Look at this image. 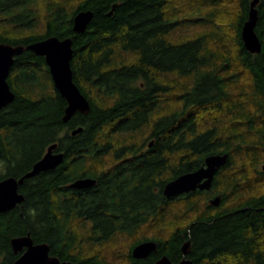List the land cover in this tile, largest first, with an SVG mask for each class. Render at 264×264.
Instances as JSON below:
<instances>
[{"label":"trees","instance_id":"trees-1","mask_svg":"<svg viewBox=\"0 0 264 264\" xmlns=\"http://www.w3.org/2000/svg\"><path fill=\"white\" fill-rule=\"evenodd\" d=\"M42 1L0 0V42L71 37L74 81L91 110L65 123L67 101L45 57H16L8 78L15 99L0 110V180L29 172L53 143L65 159L27 178L25 201L0 213V264L14 263L11 240L28 233L77 264H110L100 246L117 236L134 239L125 264L164 254L179 262L187 241L192 264H264V0L261 53L242 39L252 0H47L44 9ZM81 10L94 15L79 34ZM147 130L142 143L129 138ZM224 152L210 190L164 195L168 181ZM83 177L96 184L68 188ZM149 239L157 252L134 258Z\"/></svg>","mask_w":264,"mask_h":264},{"label":"water","instance_id":"water-1","mask_svg":"<svg viewBox=\"0 0 264 264\" xmlns=\"http://www.w3.org/2000/svg\"><path fill=\"white\" fill-rule=\"evenodd\" d=\"M260 0H252L248 18L243 24L242 39L245 48L251 53H261L263 43L256 32L259 19L258 4ZM112 12H110L111 14ZM93 11L81 10L74 17L73 30L76 33H84L93 18ZM30 50L37 55L44 56L54 83L60 94L66 99L67 106L63 121L68 122L77 112L89 114L91 110L90 100L81 91L74 81L72 59L74 54L73 40L71 37L60 38L49 36L37 40L28 45H12L0 42V110L8 106L15 99L8 78L17 56ZM82 127L74 129L72 134L82 131ZM58 143L51 144L46 153L33 165L32 169L21 177L9 176L0 180V213L10 211L25 201L24 194L20 191L27 178L34 177L42 172L54 170L64 162L65 155L57 151ZM1 156V150H0ZM229 153H213L205 156L204 164L193 170L179 175L168 181L163 189L167 198L197 190H210L215 176L221 167L227 164ZM264 171V164L262 166ZM96 184L92 177L78 178L72 184V189L90 188ZM222 202L221 196L217 195L210 199L212 206L218 207ZM11 245L15 254H19L13 264H77L73 261L62 260L51 254V246L48 242H35L31 234L14 237ZM158 244L154 240H146L136 244L132 250L135 258H146L156 252ZM183 258L175 263L167 255L161 256L154 264H192L187 258L190 253V242L182 246Z\"/></svg>","mask_w":264,"mask_h":264},{"label":"rangeland","instance_id":"rangeland-1","mask_svg":"<svg viewBox=\"0 0 264 264\" xmlns=\"http://www.w3.org/2000/svg\"><path fill=\"white\" fill-rule=\"evenodd\" d=\"M47 2V0H43L42 1V9H44V6H45V3ZM200 30H202L201 28H193V29H191V30H189V31H187L188 32V34L190 35V34H193L194 32H198V31H200ZM143 135L144 136H147L148 135V130L147 131H145L144 132V134L143 133H140V132H138V133H135V134H133L132 135V137H131V135H129V138L131 139V140H136V142H141L142 141V138H143ZM128 138V139H129ZM142 143V142H141ZM147 145L145 144V147H146ZM261 161V160H260ZM263 164H264V161H262L261 163H260V165L258 166L259 167V169H262V166H263ZM254 165L252 166L251 164L250 165H247V167H246V169H247V173H248V175H249V177L251 178V179H254L255 180V177H256V171L254 170ZM257 167V168H258ZM253 180V183L255 182ZM259 184L260 185H264V183L262 182V183H260L259 182ZM182 208H181V205H178V206H176L175 207V210H181ZM182 211V210H181ZM159 232H160V230H157L156 232H149L150 233V235L149 236H151V235H158L159 234ZM134 240V239H133ZM133 240H130L129 238H125L124 236H117V239L116 240H114V241H110V242H108V243H105L104 244V246L102 247V246H100V251L103 253V254H105V256L107 257V259L109 260V263L110 264H125V262H126V258H125V255H126V253L128 252V249H129V244L133 241ZM131 241V242H130Z\"/></svg>","mask_w":264,"mask_h":264},{"label":"flooded vegetation","instance_id":"flooded-vegetation-1","mask_svg":"<svg viewBox=\"0 0 264 264\" xmlns=\"http://www.w3.org/2000/svg\"><path fill=\"white\" fill-rule=\"evenodd\" d=\"M150 146H151V144H150ZM77 179H78V178H76L75 180H77ZM75 180H74V181H75ZM74 181H72V182H70V183L68 184V188L71 189V190H83V189H72V188H70V187H69L70 184H72ZM84 189H86V188H84ZM149 240H151V239H149ZM144 241H146V240H144ZM157 250H158V249H157ZM156 252H157V251H156ZM153 253H154V252H153ZM153 253H152V254H153ZM152 254H151V255H152ZM164 255H166V254H164ZM132 256H133V255H132ZM149 256H150V255H149ZM162 256H163V255H162ZM167 256H168V255H167ZM133 257H134V256H133ZM160 257H161V256H160ZM160 257H159V258H160ZM168 257H169V256H168ZM134 258H135V257H134ZM159 258H158V259H159ZM137 259H144V258H137ZM158 259H157V260H158ZM170 259H171V258H170ZM157 260H156V261H157ZM156 261H155V262H156ZM173 262H174V261H173ZM175 263H177V262H175Z\"/></svg>","mask_w":264,"mask_h":264},{"label":"bare ground","instance_id":"bare-ground-1","mask_svg":"<svg viewBox=\"0 0 264 264\" xmlns=\"http://www.w3.org/2000/svg\"><path fill=\"white\" fill-rule=\"evenodd\" d=\"M72 133V132H71Z\"/></svg>","mask_w":264,"mask_h":264}]
</instances>
